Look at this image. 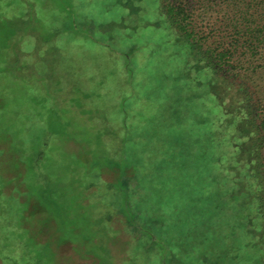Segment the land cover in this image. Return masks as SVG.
Instances as JSON below:
<instances>
[{
    "label": "rangeland",
    "instance_id": "1",
    "mask_svg": "<svg viewBox=\"0 0 264 264\" xmlns=\"http://www.w3.org/2000/svg\"><path fill=\"white\" fill-rule=\"evenodd\" d=\"M156 15L0 0V264H199L239 226L210 99L165 64Z\"/></svg>",
    "mask_w": 264,
    "mask_h": 264
},
{
    "label": "trees",
    "instance_id": "2",
    "mask_svg": "<svg viewBox=\"0 0 264 264\" xmlns=\"http://www.w3.org/2000/svg\"><path fill=\"white\" fill-rule=\"evenodd\" d=\"M156 2V28L175 49L165 48L164 62L177 67L176 77L195 96L208 94L215 114L210 145L226 149L227 194L242 212L227 243L217 251L196 246L195 261L264 264V0ZM128 230L141 236L136 225Z\"/></svg>",
    "mask_w": 264,
    "mask_h": 264
}]
</instances>
